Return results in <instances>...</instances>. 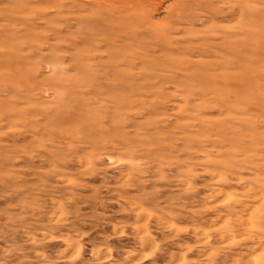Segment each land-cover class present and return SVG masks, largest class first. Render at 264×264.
Instances as JSON below:
<instances>
[{
    "label": "rangeland",
    "instance_id": "obj_1",
    "mask_svg": "<svg viewBox=\"0 0 264 264\" xmlns=\"http://www.w3.org/2000/svg\"><path fill=\"white\" fill-rule=\"evenodd\" d=\"M98 5L0 0V264H264V61L247 104L196 95L192 112L158 83L113 136L108 90L72 87ZM80 101L96 131L56 123Z\"/></svg>",
    "mask_w": 264,
    "mask_h": 264
},
{
    "label": "bare ground",
    "instance_id": "obj_2",
    "mask_svg": "<svg viewBox=\"0 0 264 264\" xmlns=\"http://www.w3.org/2000/svg\"><path fill=\"white\" fill-rule=\"evenodd\" d=\"M105 2L109 6L98 5L86 19L87 39L82 38L81 46L75 48L83 70L72 87L80 91L87 86L94 96L100 94V87L108 90L107 102L113 109L111 135L117 136L123 114L133 111L137 94L150 93L158 83L173 82L184 88L192 112L198 110L191 104L196 95L214 94L222 104L230 99L239 105L251 101L240 90L248 85V74L260 69L264 61V0ZM162 9L167 17L154 21L153 14ZM102 42L107 59L94 62ZM136 66L138 74L133 72ZM82 102L78 106L68 103L65 109L69 111L60 114L56 123L66 129L96 131L98 117L90 119V113H82L87 110ZM223 131L225 126L217 129L219 134Z\"/></svg>",
    "mask_w": 264,
    "mask_h": 264
}]
</instances>
